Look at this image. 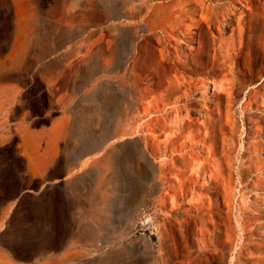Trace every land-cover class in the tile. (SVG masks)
<instances>
[{"label":"rangeland","instance_id":"1","mask_svg":"<svg viewBox=\"0 0 264 264\" xmlns=\"http://www.w3.org/2000/svg\"><path fill=\"white\" fill-rule=\"evenodd\" d=\"M0 264H264V0H0Z\"/></svg>","mask_w":264,"mask_h":264},{"label":"built area","instance_id":"2","mask_svg":"<svg viewBox=\"0 0 264 264\" xmlns=\"http://www.w3.org/2000/svg\"><path fill=\"white\" fill-rule=\"evenodd\" d=\"M155 225L156 216L151 213H144L135 222L133 228L135 233L145 234L147 231L153 232Z\"/></svg>","mask_w":264,"mask_h":264},{"label":"bare ground","instance_id":"3","mask_svg":"<svg viewBox=\"0 0 264 264\" xmlns=\"http://www.w3.org/2000/svg\"><path fill=\"white\" fill-rule=\"evenodd\" d=\"M119 153H120V152H118V151H112V152L106 154V155L103 157L102 162H103L104 164H106V163H107V164H108V163H111V162H110L111 160L114 161V162H116L117 159H118V155H119Z\"/></svg>","mask_w":264,"mask_h":264}]
</instances>
